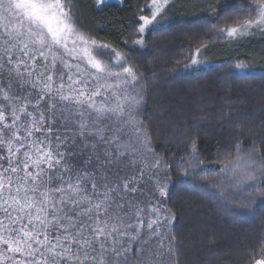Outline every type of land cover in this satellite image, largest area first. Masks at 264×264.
I'll return each instance as SVG.
<instances>
[{
  "label": "snow or ice",
  "instance_id": "1",
  "mask_svg": "<svg viewBox=\"0 0 264 264\" xmlns=\"http://www.w3.org/2000/svg\"><path fill=\"white\" fill-rule=\"evenodd\" d=\"M170 3L141 9L149 15L137 17L133 45L147 47ZM207 12L223 19L209 39L264 41V0H208ZM79 17L76 0H0V264H180L173 165L144 123L150 85ZM235 139L213 183L219 199L254 212L264 206V141ZM197 153L193 139L176 182L203 172ZM246 264H264V243Z\"/></svg>",
  "mask_w": 264,
  "mask_h": 264
},
{
  "label": "trees",
  "instance_id": "2",
  "mask_svg": "<svg viewBox=\"0 0 264 264\" xmlns=\"http://www.w3.org/2000/svg\"><path fill=\"white\" fill-rule=\"evenodd\" d=\"M76 2L85 29L126 53L150 85L144 123L155 153L173 165L167 208L176 217L180 264H246L264 243V206L258 201L254 212L234 208L218 198L221 189L213 182L220 180L216 162L232 149L239 133H243L246 147L252 140L258 145L264 141V64L257 61L260 71L241 73L233 60L211 56L213 65L184 70L197 48L205 50L201 54L207 60L206 50L226 41L209 39L212 25H222L223 19L208 14L207 2L175 12L167 25L148 32L146 48L133 45L134 27L139 15L149 14L141 9L150 0H123L101 9L94 0ZM213 2L223 5L239 0ZM193 139L203 172L176 182ZM209 250L218 255L209 258Z\"/></svg>",
  "mask_w": 264,
  "mask_h": 264
},
{
  "label": "rangeland",
  "instance_id": "3",
  "mask_svg": "<svg viewBox=\"0 0 264 264\" xmlns=\"http://www.w3.org/2000/svg\"><path fill=\"white\" fill-rule=\"evenodd\" d=\"M202 2H207L208 4V0H171V3L166 12V15L169 19L171 16L175 14V12H178L180 10L199 8L201 5L200 3ZM109 3H115L118 5L121 4L119 3V0H107V3L101 6V8L106 6ZM101 8H98V9H101ZM168 19L162 25L158 27L162 28L165 25H167V22L171 21V19L169 20ZM147 33H145L144 38ZM136 47H139V46H136ZM202 51H205V50H202ZM202 51H200L199 53H196L194 58L200 61L204 60L208 64H205V62L203 61L204 63H202L198 68L204 67V66L208 67L210 65H213L211 64L212 62L211 58H213L211 56L223 57L224 61L228 59L233 60L235 64L237 63L247 64L248 65L247 68H244V69L236 68L241 73H254V72L260 71L261 69L258 67L259 65L257 64V61H260L262 62V64H264V41H261V40H256V39H253L251 41L249 40H244V41L226 40L223 44H220L219 46L206 50V51H209V56L207 60H205V57L201 54ZM187 69L197 70V68L191 66L190 63H189V67L185 68L184 70H187Z\"/></svg>",
  "mask_w": 264,
  "mask_h": 264
}]
</instances>
